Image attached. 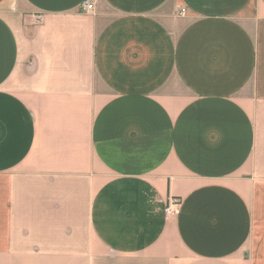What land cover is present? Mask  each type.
Here are the masks:
<instances>
[{"label":"crops","instance_id":"obj_1","mask_svg":"<svg viewBox=\"0 0 264 264\" xmlns=\"http://www.w3.org/2000/svg\"><path fill=\"white\" fill-rule=\"evenodd\" d=\"M0 264H264V0H0Z\"/></svg>","mask_w":264,"mask_h":264},{"label":"built area","instance_id":"obj_2","mask_svg":"<svg viewBox=\"0 0 264 264\" xmlns=\"http://www.w3.org/2000/svg\"><path fill=\"white\" fill-rule=\"evenodd\" d=\"M86 7H87L88 10H92L93 9V6L91 4H89V3H86ZM184 13H185V10H182V14H184Z\"/></svg>","mask_w":264,"mask_h":264}]
</instances>
